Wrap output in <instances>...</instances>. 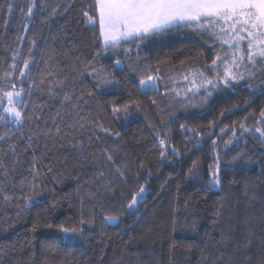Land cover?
<instances>
[{
  "label": "trees",
  "instance_id": "trees-1",
  "mask_svg": "<svg viewBox=\"0 0 264 264\" xmlns=\"http://www.w3.org/2000/svg\"><path fill=\"white\" fill-rule=\"evenodd\" d=\"M15 2L23 4V0ZM8 3L0 0V76L17 52L22 67L20 61L29 56L32 40L41 72L51 70L53 75L40 85L41 74L33 73L36 87L26 97L29 108L24 109L29 118L22 128H13L10 139L0 140V155L15 143L27 168L33 152H25L24 147L32 136L40 167L47 164L53 171L41 175L35 203L27 210L24 199L0 200V264H264V144L255 131L240 136L239 129L241 123L252 129L257 126L250 114L259 118L264 96L245 109L250 90L246 84L233 85L222 87L205 104L184 107L167 103L162 80H157L158 92L150 95L142 94L139 87L147 74L157 75L156 68L168 83L172 71L210 65L216 49L213 41L184 28L168 30L166 42L138 55L143 58L142 72L139 64L132 63L137 54L117 56L110 49L100 55L98 64L113 71L118 83L97 90L90 77L73 72L101 52L98 24L89 25L81 16L82 8L92 14L94 0H49L59 3L61 10L73 4L67 13L49 21L51 27L42 24L39 16L30 23L19 8L9 15ZM116 59L125 66L116 67ZM65 77L69 91L74 85L76 96L84 97L81 107L71 114L59 107L58 99L49 100L46 91L48 82ZM262 81L264 77L250 83L256 86ZM129 101L127 119H115L112 104ZM53 119L61 128L55 141L43 134L55 129ZM213 123L215 127L209 128ZM99 126L120 136H110ZM8 128L0 123V136ZM221 128L229 131L222 135ZM231 129L240 139L226 149L224 141ZM158 137L167 142V158L160 155ZM80 143L83 151L72 146ZM103 148H116L117 163L127 162V168H122L127 183L111 176L101 155ZM173 148L178 155L171 154ZM238 152L243 156L234 161ZM217 156L219 188L210 183L209 171ZM6 160L11 167L10 158ZM194 161L198 168L190 173ZM99 170L111 181V190L96 179ZM140 185L146 191L130 211L127 204ZM25 195L31 193L26 189ZM105 217L116 219L108 223ZM61 226L76 232L67 236Z\"/></svg>",
  "mask_w": 264,
  "mask_h": 264
},
{
  "label": "snow or ice",
  "instance_id": "snow-or-ice-1",
  "mask_svg": "<svg viewBox=\"0 0 264 264\" xmlns=\"http://www.w3.org/2000/svg\"><path fill=\"white\" fill-rule=\"evenodd\" d=\"M7 12L11 15L16 8H19L21 15L30 23L34 18L39 16L42 24L55 19L58 15L67 13L73 4H67L61 10L59 3L53 5L49 0H23V4H17L15 0H9L7 4ZM92 14L87 8L81 9V16L89 25H97L99 36L101 39V52H98L91 61L84 63L83 68H73V72H79L80 76L85 74L91 78L92 86L97 90L105 89L109 85L118 83L113 71L98 64L99 57L102 53H107L110 49L115 52L122 43L143 42L150 36L163 33L168 30L177 28L193 29L202 34L209 35L214 43L218 44L215 49V56L211 60V64H205L201 69L190 70L184 75V79L191 85L187 89L193 95L203 90L208 96L212 95V90H218L222 84L224 88H232L233 85L239 84L241 81H248L246 87L249 91V99L245 101V109L250 107L258 96H264V81L260 85L254 86L250 81L259 77H264V0H94L91 6ZM7 21L5 22V25ZM29 30L28 24L24 25V31ZM95 30V28H93ZM138 46V44H137ZM209 47H213L212 44ZM36 49V41H31L29 56L23 58L18 65L19 52L13 55L12 63L8 70L4 71L0 76V123L9 125L8 131L0 136V140L6 137L10 139V134L14 135L13 128H22L26 119L29 118L28 113L24 109L29 108V100L33 89L36 87V80L33 73H40L42 78L40 85H45L48 77L53 75L51 70L41 72L40 64L36 63L37 57L33 55ZM131 49H124L125 52ZM42 58V57H41ZM47 63V62H45ZM122 62L115 60V66L119 67ZM157 75L147 74L146 79L139 81V87L144 95H150L158 92L157 80L159 79L160 69L154 70ZM15 77V79H14ZM68 78L57 79L54 83L48 82L47 94L49 100H59V107L65 112L71 114L77 108H80V102L84 100L83 96L77 97L74 85L69 91L67 84ZM75 80V77H73ZM28 86L25 87L24 85ZM92 95V93H89ZM179 95V93H177ZM87 103V101H84ZM131 101L116 103L111 106L112 116L119 120L121 116L126 120L131 111ZM156 104V100H152ZM138 106V105H137ZM42 108V105H36ZM59 111L57 116H59ZM79 116V113H76ZM252 118L256 122L254 129L246 127L245 124L239 125L240 136L245 133L255 131L259 133L260 142L264 144V108L259 112L257 119L255 114ZM40 119L39 116L36 117ZM80 120L84 117L80 116ZM247 120L248 117H245ZM55 129H47L43 134L46 138L54 141L61 134V128L57 121L53 119ZM85 125L80 124L83 128ZM69 127H72L70 124ZM100 130L108 135L120 136L119 132L112 133L109 129L99 126ZM215 127L210 124L209 128ZM187 132H194L195 129H185ZM229 131L227 128H221V134L225 135ZM231 136L224 141L225 148H229L234 141H238L240 136L237 135L235 129H231ZM199 135V133H196ZM212 133L209 132V135ZM38 138V137H37ZM33 137L29 136L24 151L32 150L33 155L28 161L27 168L24 167L25 161L21 159L18 151L19 146L15 143L9 145L3 154L0 155V200L9 202L12 200L24 199L23 209L27 210L31 204L35 203L33 197L36 189L39 187V180L42 174L52 173L53 168L50 165L40 167L38 158L33 148ZM99 139V137H96ZM159 146L162 149L160 155L167 158V142L163 138H159ZM216 145V141H213ZM74 148L78 147L83 151V144H73ZM47 148V144H45ZM117 149L103 148L101 155L104 159V165L109 168L112 177H117L123 183H127V175L122 168H127V162L123 164L117 163ZM172 155H178L176 150H171ZM242 153L234 156V161L241 159ZM10 158L11 167H9ZM198 168L197 163L193 162V169ZM46 169V171H45ZM211 181L215 186L221 184V168L219 157L215 158V167L209 168ZM27 172V175L24 173ZM97 180L104 183L106 190H111V181H106L105 172L99 170ZM31 195H25V190ZM146 189L140 185L138 191L130 197L127 208L131 211L140 199L143 198ZM19 207V205H17ZM115 217H105L106 222L113 223ZM85 221L81 219L80 223ZM60 230L66 235L69 229L61 226ZM75 233L76 229H71Z\"/></svg>",
  "mask_w": 264,
  "mask_h": 264
},
{
  "label": "rangeland",
  "instance_id": "rangeland-1",
  "mask_svg": "<svg viewBox=\"0 0 264 264\" xmlns=\"http://www.w3.org/2000/svg\"><path fill=\"white\" fill-rule=\"evenodd\" d=\"M191 31H195L193 29H189ZM163 34V36H162ZM201 35H205L208 37L207 34H201ZM169 35L166 34V32L163 33H158L155 36H150L147 39H145L143 42H129V43H122L120 48L118 50H116L115 52H113V50L111 51L112 53H115L117 56H121L125 53V55H132V54H137V58L134 57L132 58V63L135 64V66L137 64H139V66L137 67L138 70L140 72H142V67H143V58L141 59L140 56H138L142 51H147V50H151L153 47L162 44L163 42H166L168 39ZM201 44L205 43L201 40V39H197ZM138 44V46H137ZM216 44V43H215ZM218 47V44H216V48ZM131 49L128 52H125L124 49ZM122 63L120 64V68L124 67V61H121ZM118 67V68H119ZM190 70H195V68L189 69ZM182 71V70H181ZM178 71L176 70L175 72H171V75L169 77V82H165V80H163L161 74H159V80H162V83L164 86L167 87V93L166 96L168 98L167 103L172 104V105H182L184 107L186 106H191V107H195V106H200L202 103H207L209 102L208 100L211 99V97L218 91L223 90V85H220V88L218 90H212V95L208 96L207 93H205L203 90H201L200 93H197L195 95H193L192 92H188L187 89L189 87H191V85L188 83V81H186L184 79V75L189 72V71ZM246 83H248V81H241L239 84L236 85H241L244 86ZM230 89V88H227ZM177 93H179V95H177ZM2 107V106H0ZM257 135H259V133H257ZM216 188H219V186H215ZM74 235L73 232H69L67 234V236H71ZM65 241L68 242V239L65 238ZM69 242H72L71 240H69Z\"/></svg>",
  "mask_w": 264,
  "mask_h": 264
},
{
  "label": "crops",
  "instance_id": "crops-1",
  "mask_svg": "<svg viewBox=\"0 0 264 264\" xmlns=\"http://www.w3.org/2000/svg\"><path fill=\"white\" fill-rule=\"evenodd\" d=\"M184 29H186V28H184ZM190 33H195V34H197V33H200V35L202 34L201 32H199V31H197V32H195V31H191V30H189V29H187ZM208 37H209V39L210 40H212V38L208 35ZM213 41V40H212ZM213 44H215L214 43V41H213ZM216 45V44H215Z\"/></svg>",
  "mask_w": 264,
  "mask_h": 264
}]
</instances>
